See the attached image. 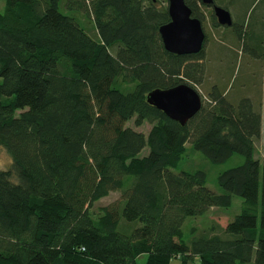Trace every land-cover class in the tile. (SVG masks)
Returning <instances> with one entry per match:
<instances>
[{
    "label": "trees",
    "instance_id": "1",
    "mask_svg": "<svg viewBox=\"0 0 264 264\" xmlns=\"http://www.w3.org/2000/svg\"><path fill=\"white\" fill-rule=\"evenodd\" d=\"M198 1L207 7L184 0L191 13ZM3 10L0 147L12 167L0 170V264H136L142 254L144 264H264V152L254 158L264 133L252 101L211 87L185 126L146 101L203 84L207 35L196 55L167 52V6L154 0H5ZM131 120L149 123L147 135ZM187 143L212 165L242 156L218 173L222 194L202 171H172ZM112 192L118 201L93 215ZM236 196L242 209L224 228L185 237L187 219ZM122 219L139 226L128 232Z\"/></svg>",
    "mask_w": 264,
    "mask_h": 264
},
{
    "label": "rangeland",
    "instance_id": "2",
    "mask_svg": "<svg viewBox=\"0 0 264 264\" xmlns=\"http://www.w3.org/2000/svg\"><path fill=\"white\" fill-rule=\"evenodd\" d=\"M216 3L223 5L226 11H229L233 27H215L211 22L209 8L201 7L203 14V29L207 34V42L204 48V59L202 63L205 66V79L202 85L196 86L202 99H205L211 87H217L218 90L226 91L227 98L231 102L240 99L249 98L253 106L261 114V132L264 133V0L260 3L256 0H215ZM158 6H167L166 0H154ZM255 2V3H254ZM5 0H0V13L3 12ZM61 11L65 13L62 7ZM89 28L88 34L95 36V31L91 24H86ZM242 32V34H241ZM262 48V52H261ZM225 93V94H226ZM135 131L147 135L151 125L145 123L142 126H135L133 120L126 123ZM254 158L261 162V155L264 152L263 135L255 141ZM148 149H143L139 156H147ZM243 163V158L235 154L224 164L215 165L209 163L203 154L191 148L186 144V152L182 157L179 166L172 169L174 173L202 171L207 175L206 186L214 194H222V189L216 185L218 173L226 169L233 168ZM12 167L11 158L0 147V170L8 171ZM11 182L18 183L16 177L11 178ZM119 199V192H112L105 198L98 200L90 209V212L96 216L98 209L109 204L116 203ZM242 199L234 197L229 208H213L200 217L187 219L182 227L184 235L188 238L191 234V228L197 230V234L203 233L211 226L224 228L227 222L233 220L242 209ZM94 217V216H93ZM130 232L139 226L137 222L120 221ZM120 229V227H119ZM146 255L142 254L136 260V264H144ZM171 264H180L177 259H173Z\"/></svg>",
    "mask_w": 264,
    "mask_h": 264
},
{
    "label": "water",
    "instance_id": "3",
    "mask_svg": "<svg viewBox=\"0 0 264 264\" xmlns=\"http://www.w3.org/2000/svg\"><path fill=\"white\" fill-rule=\"evenodd\" d=\"M166 1L169 22L158 30L164 49L175 56L196 55L202 50L206 37L200 21L192 17L184 0ZM201 1L205 6L213 3L212 0ZM213 12L220 25L229 27L233 23L226 9L215 5ZM146 101L181 126L198 114L202 106L200 93L186 84L166 90L156 89L147 95Z\"/></svg>",
    "mask_w": 264,
    "mask_h": 264
},
{
    "label": "flooded vegetation",
    "instance_id": "4",
    "mask_svg": "<svg viewBox=\"0 0 264 264\" xmlns=\"http://www.w3.org/2000/svg\"><path fill=\"white\" fill-rule=\"evenodd\" d=\"M213 1V3L212 4H210V5H206L207 6V8H209V12H210V15H213V17H214V19H215V22H217V20H216V17H215V14H214V12H213V7L216 5L215 4V1L214 0H212ZM204 5V4H203ZM193 18H197L199 21H200V23H201V16H202V18H203V14L200 12V1H198V3H197V7H196V9L195 10H193ZM217 24H219V22H217ZM201 25H202V28H203V23H201ZM220 25V24H219ZM220 26H222V25H220ZM234 26V23H232L229 27H233ZM222 27H227V26H222ZM203 31H204V29H203ZM204 34H205V32H204ZM207 35V34H206Z\"/></svg>",
    "mask_w": 264,
    "mask_h": 264
},
{
    "label": "crops",
    "instance_id": "5",
    "mask_svg": "<svg viewBox=\"0 0 264 264\" xmlns=\"http://www.w3.org/2000/svg\"><path fill=\"white\" fill-rule=\"evenodd\" d=\"M226 97H227V93H226Z\"/></svg>",
    "mask_w": 264,
    "mask_h": 264
}]
</instances>
